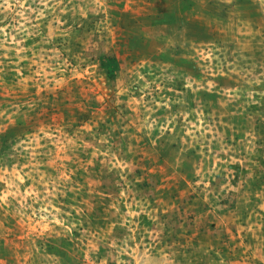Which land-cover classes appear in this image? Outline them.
<instances>
[{
  "label": "rangeland",
  "instance_id": "1",
  "mask_svg": "<svg viewBox=\"0 0 264 264\" xmlns=\"http://www.w3.org/2000/svg\"><path fill=\"white\" fill-rule=\"evenodd\" d=\"M0 264H264V0H0Z\"/></svg>",
  "mask_w": 264,
  "mask_h": 264
},
{
  "label": "trees",
  "instance_id": "2",
  "mask_svg": "<svg viewBox=\"0 0 264 264\" xmlns=\"http://www.w3.org/2000/svg\"><path fill=\"white\" fill-rule=\"evenodd\" d=\"M111 63H116V62H115L114 60L107 59V60L105 61V64H104V67H105V69H106V73H107V75H108L109 77L112 76L113 71H114L113 67L111 66Z\"/></svg>",
  "mask_w": 264,
  "mask_h": 264
}]
</instances>
